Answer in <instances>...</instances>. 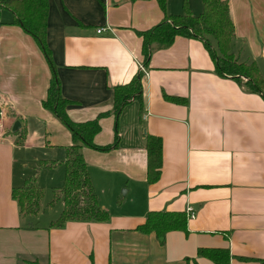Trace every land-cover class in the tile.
<instances>
[{
  "label": "crops",
  "instance_id": "crops-1",
  "mask_svg": "<svg viewBox=\"0 0 264 264\" xmlns=\"http://www.w3.org/2000/svg\"><path fill=\"white\" fill-rule=\"evenodd\" d=\"M11 1L0 0V264H217L201 249L228 250L229 264H264V97L220 75L199 38L177 36L144 64L138 32L183 14L186 0H167L166 10L158 0H49L53 65L15 22ZM187 1L194 14L203 11V0ZM229 1L232 52L264 77V0ZM53 68L69 117L99 118L95 142L118 141L107 151L83 147L107 221L55 227L62 198L51 204L44 196L37 215L23 214L13 198L29 177L56 196L65 180L73 136L43 105ZM139 73L141 100L116 115L115 87ZM148 135L162 140L154 183ZM150 212L184 213L187 230L142 232Z\"/></svg>",
  "mask_w": 264,
  "mask_h": 264
},
{
  "label": "trees",
  "instance_id": "trees-1",
  "mask_svg": "<svg viewBox=\"0 0 264 264\" xmlns=\"http://www.w3.org/2000/svg\"><path fill=\"white\" fill-rule=\"evenodd\" d=\"M158 2L162 9L166 10L167 0H158ZM203 2L204 9L198 15L191 11L186 0L183 14L168 15L155 27L138 32L143 37L144 64L148 65L151 53L155 49L170 46L177 36L199 38L207 47L220 75L230 76L251 92L264 97V77L257 63L240 61L232 52L235 24L231 15L230 1L203 0ZM8 7L16 16L15 22L37 40L49 63L53 65L51 51L46 41L49 0H12ZM212 38L216 41V45L213 44ZM142 89V73L136 75L130 83L115 87L116 115H119L132 100H141ZM70 102L62 95L60 80L53 68V77L43 105L69 128L73 136V144L66 148L65 180L56 196L57 199H63L64 209L59 218L53 221L52 226L55 227H62L68 221H107L110 216L109 212L100 205L93 189L83 147L107 151L117 146L118 141L116 140L112 145L97 144L95 136L101 130L99 118L85 122L73 121L67 112ZM147 151L148 180L154 183L160 178L163 165L161 138L148 135ZM43 197L44 191L36 177H29L25 186L13 190V198L18 201L23 214L37 215ZM55 200L51 204H54ZM138 229L148 233L155 231L163 237L169 230H187V217L184 213L150 212L146 223ZM199 254L211 258L217 264H229L228 250L201 249Z\"/></svg>",
  "mask_w": 264,
  "mask_h": 264
},
{
  "label": "rangeland",
  "instance_id": "rangeland-1",
  "mask_svg": "<svg viewBox=\"0 0 264 264\" xmlns=\"http://www.w3.org/2000/svg\"><path fill=\"white\" fill-rule=\"evenodd\" d=\"M195 15H197V14H195ZM212 41H215L214 38H212ZM44 196H45L46 201H48V202H50V203H51L54 199H56V198H55L56 195H54V193L52 192V190H51L50 188H49V189H46V192H45ZM58 200H59V199H57L55 202H57ZM54 204H55V203H54ZM59 206H60V202L56 203V205L52 206V208L46 206V214H45V215H47V216H43L44 219H48V215H49L50 213H52V211H55V209L59 208Z\"/></svg>",
  "mask_w": 264,
  "mask_h": 264
},
{
  "label": "built area",
  "instance_id": "built-area-1",
  "mask_svg": "<svg viewBox=\"0 0 264 264\" xmlns=\"http://www.w3.org/2000/svg\"><path fill=\"white\" fill-rule=\"evenodd\" d=\"M102 30H103V28L98 29V32H101ZM139 66H140L141 70L145 71V67H144L143 64H140ZM2 129H3V126L0 125V136L2 135ZM187 212H188V214H189L190 217H195V211H194V208L193 207H189L187 209Z\"/></svg>",
  "mask_w": 264,
  "mask_h": 264
}]
</instances>
